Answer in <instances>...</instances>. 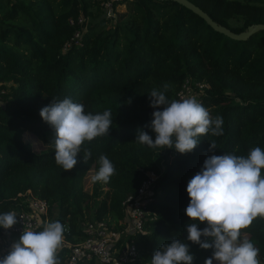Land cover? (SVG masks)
Returning <instances> with one entry per match:
<instances>
[{
    "label": "trees",
    "instance_id": "16d2710c",
    "mask_svg": "<svg viewBox=\"0 0 264 264\" xmlns=\"http://www.w3.org/2000/svg\"><path fill=\"white\" fill-rule=\"evenodd\" d=\"M106 1L114 17L106 15ZM190 1L234 32L264 23V0ZM117 4L125 10L115 11ZM165 83L169 100L184 83L193 87L210 115L223 117V133L201 136L188 153L137 142L138 129L155 140L150 93ZM66 97L82 103L86 113H112L109 135L85 141L71 170L56 164L55 130L40 115L52 99ZM26 132L45 149L34 152L23 139ZM255 147L264 151V30L233 39L173 0H0V213L19 208L27 192L47 202L48 218L56 208L51 221L65 225L64 240L74 244L86 236L84 211L88 220L111 226L123 216L122 201L153 171L142 231L130 234L137 249L132 264H151L155 251L174 239L190 245L193 264H204L213 249L187 240V224L207 226L186 215L188 181L208 156L246 157ZM84 148L92 152L87 162ZM101 154L116 169L107 183L92 179ZM244 238L254 242L264 264V217L241 229ZM57 255L64 264L69 246H60Z\"/></svg>",
    "mask_w": 264,
    "mask_h": 264
},
{
    "label": "clouds",
    "instance_id": "9594fccd",
    "mask_svg": "<svg viewBox=\"0 0 264 264\" xmlns=\"http://www.w3.org/2000/svg\"><path fill=\"white\" fill-rule=\"evenodd\" d=\"M153 89L150 106L153 112L150 127L155 140L148 132L138 129L137 142L156 148H174L180 153L193 151L201 136L209 132L223 133V117L213 118L196 97L169 100L166 92ZM131 98L129 99V103ZM160 106L162 110H160ZM40 115L55 130V162L64 170L73 169L85 141L109 135L112 125L111 110L103 113H86L82 103L70 97L52 99V103L40 110ZM217 147L211 141L210 150ZM84 161L92 157L88 148L83 149ZM99 170L94 181L107 183L115 174L113 162L104 154L98 158ZM264 151L260 147L245 156L232 153L211 155L202 169L187 184L190 203L185 209L191 221L206 222L203 229L198 223L186 226L187 240L199 244L202 249H213L204 264H260L259 249L248 238L240 239L241 229L252 224L257 216L264 217ZM15 212L0 213V227L10 229L18 223ZM65 225L59 220L45 222L42 231L24 228L19 239L12 243L0 264H61L57 255L64 239ZM204 237V239H202ZM194 254L190 245L178 239L160 246L151 257V264H193Z\"/></svg>",
    "mask_w": 264,
    "mask_h": 264
},
{
    "label": "built area",
    "instance_id": "2783aa9c",
    "mask_svg": "<svg viewBox=\"0 0 264 264\" xmlns=\"http://www.w3.org/2000/svg\"><path fill=\"white\" fill-rule=\"evenodd\" d=\"M104 6L106 15L111 16L110 2H104ZM78 20L81 21V18ZM77 35L76 32L74 38ZM74 38L72 37L66 42L65 46H68ZM204 86L205 84L198 83L199 89ZM197 93L188 83H184L177 92L176 99L194 96L198 100ZM156 178L157 174L155 172L148 171L136 193L126 196L122 201L123 216L119 223L121 227L115 228L114 224L110 226L103 219L87 220L83 225L86 236L82 240L70 244L63 239L61 246H69V255L64 264H78L79 261L84 259H94L98 264H132L137 255V249L130 238V234L142 231L147 214L145 206L151 200L152 186ZM19 204V208L10 210L18 216V223L10 229L3 228L1 230L2 237H8L10 233L22 234L24 228L42 231L44 223L50 222L47 213L48 204L45 200L25 193L22 194V201Z\"/></svg>",
    "mask_w": 264,
    "mask_h": 264
},
{
    "label": "water",
    "instance_id": "95a60500",
    "mask_svg": "<svg viewBox=\"0 0 264 264\" xmlns=\"http://www.w3.org/2000/svg\"><path fill=\"white\" fill-rule=\"evenodd\" d=\"M176 1L186 8L190 9L200 17H202L207 24H209L212 29L223 33L224 35L238 40H245L248 38L251 34L258 30H264V23H254L248 25L244 30H241L239 32H234L230 28H228L225 25H222L220 23H217L212 17H210L204 10H202L198 5L194 4L190 0H173Z\"/></svg>",
    "mask_w": 264,
    "mask_h": 264
},
{
    "label": "rangeland",
    "instance_id": "374dc122",
    "mask_svg": "<svg viewBox=\"0 0 264 264\" xmlns=\"http://www.w3.org/2000/svg\"><path fill=\"white\" fill-rule=\"evenodd\" d=\"M107 2V1H106ZM115 11H123V10H125V6H124V4H117L116 6H115V9H114ZM111 16L110 17H114V13L113 12H111V14H110ZM193 97V96H192ZM23 139L25 140V141H29L30 143H31V147H32V150L34 151V152H39V151H43L44 149H45V147H46V145L45 144H43V143H41L38 139H36L32 134H30V133H24V135H23ZM91 174L90 175H86V178H85V184L88 182V184H90V182H91ZM87 189H90V186L89 187H87ZM27 193V192H26ZM23 194H25V193H23ZM52 211H53V217H52V219H54L55 217H56V208L55 207H53L52 208ZM87 213L89 214L90 212H88V211H84V223L88 220L87 219ZM52 219H50L49 218V220L51 221ZM121 218H119L118 220H116V221H114V220H112V222H113V224H116V225H119V223L121 222ZM20 235L21 234H18V233H10L9 235H8V237H3L4 238V243L6 244H0V252H2V251H4L7 247L8 248H10L11 247V245H12V243H14L16 240H18L19 239V237H20ZM1 239V238H0ZM214 264H218V262L217 261H215L214 260Z\"/></svg>",
    "mask_w": 264,
    "mask_h": 264
},
{
    "label": "crops",
    "instance_id": "0c3cea01",
    "mask_svg": "<svg viewBox=\"0 0 264 264\" xmlns=\"http://www.w3.org/2000/svg\"><path fill=\"white\" fill-rule=\"evenodd\" d=\"M4 240L0 239V244H3ZM5 244V243H4ZM6 245V244H5ZM8 248V247H7Z\"/></svg>",
    "mask_w": 264,
    "mask_h": 264
}]
</instances>
